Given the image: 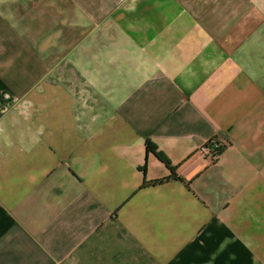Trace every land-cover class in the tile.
I'll return each mask as SVG.
<instances>
[{
    "label": "crops",
    "instance_id": "0c3cea01",
    "mask_svg": "<svg viewBox=\"0 0 264 264\" xmlns=\"http://www.w3.org/2000/svg\"><path fill=\"white\" fill-rule=\"evenodd\" d=\"M0 264H264V0H0Z\"/></svg>",
    "mask_w": 264,
    "mask_h": 264
},
{
    "label": "trees",
    "instance_id": "16d2710c",
    "mask_svg": "<svg viewBox=\"0 0 264 264\" xmlns=\"http://www.w3.org/2000/svg\"><path fill=\"white\" fill-rule=\"evenodd\" d=\"M206 146L212 150L214 159H217L226 148V144L220 141L219 138L212 139L206 144ZM146 149L148 153L155 155L169 170H171L173 174H175L177 168L172 166L167 156L163 152L159 151L158 147L152 141L149 140L146 142ZM160 182H163V180Z\"/></svg>",
    "mask_w": 264,
    "mask_h": 264
},
{
    "label": "built area",
    "instance_id": "2783aa9c",
    "mask_svg": "<svg viewBox=\"0 0 264 264\" xmlns=\"http://www.w3.org/2000/svg\"><path fill=\"white\" fill-rule=\"evenodd\" d=\"M201 152L214 159V157L212 155V150L209 147H207L206 145L202 147Z\"/></svg>",
    "mask_w": 264,
    "mask_h": 264
}]
</instances>
